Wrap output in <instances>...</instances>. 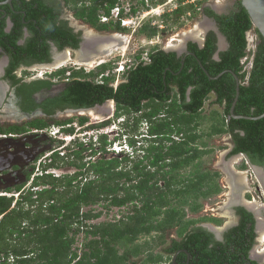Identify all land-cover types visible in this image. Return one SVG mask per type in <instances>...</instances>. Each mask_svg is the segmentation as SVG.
Segmentation results:
<instances>
[{"label": "trees", "instance_id": "16d2710c", "mask_svg": "<svg viewBox=\"0 0 264 264\" xmlns=\"http://www.w3.org/2000/svg\"><path fill=\"white\" fill-rule=\"evenodd\" d=\"M37 1L38 8L34 1L23 2L27 19L36 20L44 33H55L58 27L52 22V9L42 0ZM66 1L75 9L81 2H91L89 6L83 3L77 15L98 30L125 31L121 23L115 27L101 23V11L109 16L118 0ZM184 1L180 0L181 3ZM139 2L146 5V0ZM189 7L193 9L194 5ZM206 11L215 15L208 7ZM43 13H46L45 17ZM182 13H185L184 7L175 10L173 17ZM217 18L231 44L219 61L212 60L217 45L215 35L211 33L204 48L196 43L189 44L190 55L184 61L177 52L156 49L151 52L148 63H141L125 73L124 82L117 89L112 85L115 75H107L114 69L112 62L100 65L91 73L74 71V77L87 79H75L65 92L50 101L52 106L47 112L53 114L55 109L65 107L91 108L114 100L113 119L88 127L98 130L122 119L119 136L108 142L107 134H100L97 144L90 141L88 146L76 141L67 149V154L54 153L43 167V170L74 167L72 174L59 177L42 174L33 178V166L27 173V183L7 188L5 193L12 196L0 194V258L3 260L0 264H10L11 258L13 264H129L131 257L144 252L147 256L141 264H172L173 255L181 249L191 256L189 264H245L243 257L247 256L251 245L248 238L254 237L246 228L247 223H253L252 215L243 212V221L230 232L225 243L215 241L213 235L202 228L191 229L197 222L186 219V206L197 212L202 205L190 202L191 198H208L220 193L217 182L220 174L198 169L181 177L184 169L196 163L200 166L202 158L209 153L203 147L204 134L199 128L202 111L211 94L216 97L215 103L224 106V111L223 118L212 125L208 135L231 134L236 143L232 154L246 153L253 162L259 160L264 165V118L236 119L231 114L237 93L236 76L241 84L235 115L257 117L264 114V38L240 0L233 13ZM3 26L4 21L0 28L1 46L12 51L8 39L18 52L24 51L35 60L48 59L47 54L40 55L37 49L16 45L20 21L16 20L15 34V31L6 34ZM145 30L146 27L141 29ZM251 30L255 31L258 44L254 54L251 53L254 55L252 67L246 70L243 59L247 57V33ZM158 33L154 28L150 36ZM38 38L32 42L39 41ZM223 72L220 78L210 79ZM90 78L94 79L90 81ZM40 83L33 85L50 86L49 82ZM34 108L32 105L25 111L30 113ZM78 122L84 127L89 118L78 117ZM54 123L72 126L74 119ZM145 124L144 134L140 132V126ZM50 126L51 123L45 120L35 119L22 127H2L0 133H24ZM64 132L73 134L75 128H66ZM140 135L141 140H136L135 137ZM124 136L133 153L123 152L110 158L103 156L95 162L85 160L88 151L90 158L111 152L110 146ZM140 141L142 143L137 146ZM14 194H19L18 198ZM100 203L108 204V208L132 207L129 213L114 222L89 224L99 219L102 212L91 209L84 212L83 208ZM215 222L221 223L216 219ZM172 229H176L180 240L172 239L167 243L166 234ZM81 233L85 234V242L79 254L75 245ZM154 233L156 237L152 236ZM142 236L153 239L137 244ZM156 244L165 245L161 253L153 252ZM187 260V254L181 251L175 264H187Z\"/></svg>", "mask_w": 264, "mask_h": 264}, {"label": "flooded vegetation", "instance_id": "af4514ba", "mask_svg": "<svg viewBox=\"0 0 264 264\" xmlns=\"http://www.w3.org/2000/svg\"><path fill=\"white\" fill-rule=\"evenodd\" d=\"M33 1L35 2L34 3L35 8H38L40 5H38L39 2L37 0H0V28L2 27L4 21V26H3L4 32L6 34H11L12 32L15 31L14 32L15 34L17 32L15 29L16 20L20 21V25H21L19 28L20 35L19 38L17 39L16 45L24 48L32 47V49H37L40 55H45V54L48 55V59L46 60L43 61L35 60L28 53H25L24 51L18 52L15 49V47L12 44H10L11 41H9L8 39L6 41H8L7 44L9 43V47L11 48L12 51L7 50L5 47L0 45V121L5 123V125H0V128L6 126H12V125H18L22 127L26 123L35 119H41L49 123L52 122L54 123L55 121H57L56 118L58 115L64 112L67 113L68 110L73 109V108L65 107V109H55L53 114H49L47 112V109L51 108L52 106L50 101L54 100V98H57L58 96H60V94L65 92L69 87V85L75 79L78 80L87 79V78L74 77L73 73L74 71H81V70H84L85 72L88 71L87 73L92 72L86 68V65H90V60L92 62L95 58V55L101 54L100 50L97 47L98 39L107 37V36H98L94 34V32L87 30L90 27L93 30L95 29L98 30V29L92 26L85 19H82L77 15L78 11L81 10L83 3L84 4L86 3L87 6H89L91 2L89 1L81 2V3L79 2L80 4H78V9H75L73 4L72 3L68 4L66 0H42L44 5L52 9L53 12L52 22L56 25V27H58L55 33H52L57 38H59V40L58 39L56 40L55 39L56 37H54L52 34L44 33L43 28H41L37 24L36 20L27 19V12L25 10L26 4L23 2L32 3ZM137 1L139 3V8L144 6L140 4L139 0ZM149 2L150 0H148V3ZM237 2L234 4V6L231 9L227 11H222L209 5L208 8L212 9L215 13V15L213 16L207 13L206 11L207 6H206L202 12L203 15L207 18L206 20L209 22V23L206 22L207 27L205 28L206 30L209 28L210 29L209 32L204 36L203 42L202 41L198 42L196 39H188L189 41L187 42V45L183 53L180 55L178 53V57H182L184 61L185 57L190 55L189 44L191 42L196 43L200 48H204L209 35L213 33L216 39L217 51L213 55L212 60L219 61L221 59V54L229 50L231 44L228 40V37L222 31L217 16L223 17L233 13V11H235ZM102 14L103 11H101V15ZM42 15L45 17L46 13H43ZM71 18H73V20ZM79 22H83V24L85 25L79 24ZM101 23L109 24L112 27H115L117 25V23L114 21H108V22L101 21ZM212 23L215 24L213 25ZM33 27L36 28L38 32H35ZM106 31L120 32L117 31L116 29L106 30ZM44 34L46 36L43 37ZM221 37L224 38L226 41L225 48L222 47V43L224 41L222 40ZM37 38L40 42L39 41L32 42V40H35ZM111 38L112 36L109 37V39ZM88 41H91L89 43L92 46L91 47L92 52L83 54L84 48L85 46H87L86 44H88ZM36 42L37 43L39 42L37 48L35 47ZM121 42L122 43L119 42V44L124 46L123 44L124 41ZM94 47H97L94 49V52H96L95 55L93 52ZM111 49L114 50V48H112L111 46L108 48H104L103 49L104 53L102 52V54H105L106 58H108V55L111 56L110 53L112 51ZM116 50L118 49L116 48ZM247 50L249 49L247 48ZM62 60L64 62L66 61V63L63 66L56 69L53 68L56 67L57 63L63 62ZM76 61L84 62L83 64L86 65L81 66L78 63H76ZM42 66H45L48 69L50 68L53 69L51 70L50 75L46 76V78L43 77V74L39 76L38 74H34L33 72V70H37L38 67H42ZM62 70H65V72H63ZM93 79L94 78H90L89 80L92 81ZM34 82H41L40 85H42L43 82H47V83L49 82L50 86L45 85L41 87H36L35 85H33ZM28 85H30L31 87L28 88L27 87ZM111 104L113 107V102H111ZM32 105L35 107L32 112L28 113L27 111H25V108L31 107ZM79 109H90V108H79ZM34 113H40V115H37L32 120H22V121L16 120L9 122L10 120H14L13 115L34 114ZM35 131L37 130H30L24 133H13V134L0 133V135H7V137L0 138V168L2 169L11 166L8 169H4L0 172V184H3L6 189L12 188V186L14 184H17L18 181L25 180L26 182L28 180L27 173L33 170V166H31L32 163H34V161L38 157L42 156V152L45 149V147L41 143L42 139L43 138L49 139L50 142L54 141L53 138H50L47 134L35 132ZM231 142H232L231 155L243 156L246 163L245 165L250 166L249 164L250 163L252 164V166H250V169L251 170L253 169V171L254 169L258 171V174L261 178L260 183L263 188L262 192L264 193V165L261 164L259 160H257V162H253L250 159V156H248V154L246 153L232 154L236 146L233 136ZM225 166H227L231 170L233 168L232 165H230L229 163L224 164V169ZM233 171L230 172L233 174V179L235 177L234 174L239 176V174L244 173L243 171L241 173L237 170H235L234 172ZM225 172L227 175L230 176L229 172H227L226 170ZM235 182L236 181L234 180V182L230 183L232 188V197L230 198L228 203V205H230L228 206V208L230 207L228 210L230 211L225 213L229 216V218L222 216L223 219H225L226 221L228 220L226 225L222 227V223L219 224L215 222V219L219 220L218 218L210 217L209 219L212 220L209 221L205 220L208 222L200 224L199 226H197V229L202 228L208 231L210 234H212L215 241L225 243L230 232L234 228L240 226L241 222L243 221V212L244 211L248 212L249 214L252 215L253 223H247L246 228L248 234L253 232L254 237L252 240L251 237L248 238V243L251 242L250 243L251 245L247 256L243 257L245 258L244 263L264 264V240H262V237H264V233H261V230L262 232L264 230V207L260 209L256 201H251L254 200V198L250 197L251 195L249 194L250 192L249 190L246 191L245 194L239 193V189L233 190L232 186L236 184ZM237 184L241 185L240 188L245 187V189L248 186V182L247 185L244 182L239 183V181ZM16 186L18 185H15V187ZM238 195H241V197L238 198L237 200L234 197ZM259 217H262V219H260ZM233 219L236 222L232 225H229V223H233L232 222ZM205 224L208 226L205 227L204 226ZM173 239L180 240V238H178L177 235ZM181 251H184L187 254L188 256L187 264H189L191 256L186 250H182V249L177 251L176 254L173 255L172 264L176 263V259L179 256V254H181ZM135 258L136 257L134 256L131 257L129 264H137L136 261L135 262L131 261L132 259Z\"/></svg>", "mask_w": 264, "mask_h": 264}, {"label": "rangeland", "instance_id": "374dc122", "mask_svg": "<svg viewBox=\"0 0 264 264\" xmlns=\"http://www.w3.org/2000/svg\"><path fill=\"white\" fill-rule=\"evenodd\" d=\"M237 1L238 0H186V1L181 3L180 0H150V2H149L150 6L149 7L146 6V10L148 8H152V10H153L154 8L156 9L157 7H159L161 5H164L166 3H168V4L163 9H161L160 11L156 10L153 13L152 12L148 13L147 15H145L146 14L145 13L141 19L137 18L135 25L130 26L125 31H120V32L103 31L102 32V31H98L96 29L93 30L91 27L87 29L89 31L94 32V34H96L98 36H107V37L112 36V38L117 37L118 39H120V41H119L120 43H122L121 41H124V43H123L124 46L121 44L117 45L118 41L113 42V43H115V46H113L115 48V50H116V48L118 49V50H116V53H115V55H113V57L106 58L105 54H97V57H95V59L93 61H96L95 64H97L100 61H104L106 63H108V62L113 63L114 69L112 71L108 72L107 75H109V74L115 75V82L112 85L114 86V88L117 89V87L123 82L124 77H123V74H119L116 67H118L120 65H125V67H126L128 65V63L130 62V60L132 62H133V60H135L136 56L142 57V60H143L145 58V54L147 52H153V51H156V49H164V50H168V52H170L169 48L170 49L174 48V50L182 51L181 50L183 47L182 44L185 43V41L188 39H196L198 42H201V41L203 42V38H204L205 33H206L203 31V25L206 24V22H208L206 20L207 18L203 15V12H202L203 9L206 6L209 7V5H210L214 8L219 9V10L227 11V10L231 9ZM190 5H194V8L193 9L190 8L189 7ZM180 7H184L185 13H182V15H180V16L175 15L173 17V11L176 8H180ZM138 10L140 11L141 8H138ZM142 12L144 13L146 11H142ZM159 12H161V15H159ZM134 16H136V15H134ZM71 19L73 20V18H71ZM75 23H76V21H75ZM79 24H83V22H79ZM83 25H85V24H83ZM162 25L165 26L164 29L160 28ZM145 27H146V30L141 31V29L145 28ZM154 28H157V30L160 34V37H161L160 41L156 37L154 38V36H150V34ZM208 32L209 31H207V33ZM247 39L250 42V49L252 50V48L253 49L255 48V51H256L258 39H257V35H256L254 30H251L250 32L247 33ZM222 40L224 41V42L222 41L223 42L222 47L225 48V46H226L225 42L226 41L224 38H222ZM156 42H158V43L156 44ZM105 44H106V42L105 43L98 42V47H99L100 51H101L100 48L110 47L108 45L105 46ZM125 45H126V48H125ZM117 46H119V47H117ZM183 51L181 53H183ZM95 53H94V55H95ZM248 55H250V54H248ZM251 60H252V55L249 56V60L247 62H250ZM243 61L245 62V60H243ZM76 63L80 64L81 66L86 65V64H83L84 62H77L76 61ZM95 64H94V66L86 65V68L88 70L94 72L97 70V67L99 66V64H97V65H95ZM51 70H53V69L52 68L48 69L47 67L42 66V67H38L37 70H33V72H34V74H38L39 76L43 74V77L46 78V76L50 75ZM55 79H57V78H55ZM215 100H216L215 95L211 94L209 96L208 100L206 101L204 109H203L202 114H201V126L199 128V131L202 134H204V138L202 140L205 143V146H203L202 144H199V143L198 144H199V146H203L206 150H208L209 153L206 154L202 158L200 166H198L197 165L198 163H196L193 167H188V168L184 169V171L181 172V177L182 178L187 177V176L191 175V173H194V171H196L198 169L200 171H209L211 173L218 172L220 174V176L218 177L217 182L221 188V191L219 194L212 195L208 198L201 197L198 199H194V198L190 199V202L196 201L198 204L201 203V205H202V208L197 212L191 211L190 207L186 206V209H185L187 211L186 219L187 220H196V222H197L194 226L191 227V229L197 228V226H199L200 224L208 222V221H205L204 219H209L210 217L211 218H218L222 223V227H224V225H226V223L228 222V220L226 221L225 219L222 218V216L229 218L228 215L225 213L230 211V210H228L230 208V207L228 208V206H230V205H228V203H229L230 198L232 197V188L230 185L231 177L226 174L225 169H224V164H226V163H229L230 165H232L234 170H237L240 173L242 171L244 172V173L239 174V176L234 174V176H235L234 180L236 181L235 182L236 184L239 181V183L244 182L247 185V182H248V186L246 189H245V187L240 188L241 185L235 184L232 186L233 190L239 189V193H241V194H245V192L249 190L250 191L249 194L251 195L250 197L254 198V200H251V201H256V203L258 204V207L260 209L262 207H264V193L262 192L263 188H262V185L260 183L261 178L258 174V171L255 169H254V171H253V169L252 170L250 169V166H252L251 163L249 164L250 166L245 165L246 163H245V159L243 156L231 155L232 135L229 133L219 134V135H208L211 132L212 125L218 123V121L221 118H223L224 106L223 105L221 106V105L215 103L216 102ZM99 109H100V107L97 110H99ZM112 110L113 111L116 110V107L115 106L112 107ZM91 111H94L93 114H96V116L89 115V114H87L88 112H85V111H82L79 113H66V112H64V113L58 115L56 120L59 122H65V121H68L70 119H74V123L72 124L71 127H74L76 131L80 130V128H82V130L86 129V130H84V131H86V133H83L79 136L81 138H83L84 134H86V135L89 134L86 137H84L83 139H80V141H83L84 143L87 142V144L89 143L90 139H88V138L91 134L93 136L92 139L94 138V140H95V137L101 133L107 134L108 142L118 138L117 136H119L118 134L120 133V129L122 127V125H121L122 119H120V121L116 120L115 122H113L112 127H106V128L104 127L102 129L98 128V130L97 129H89L88 126L100 125L102 122L113 119V117H114L113 113L111 115L107 116V114L103 113V111L102 112L101 111H95V109L91 110ZM82 116L89 118L88 124L84 127H82L78 122V117H82ZM12 121H16V120H10L9 122H12ZM0 125H5V123L0 121ZM52 126H56V125L52 122L51 127ZM69 127H70V125L65 126V128H69ZM56 128H58V126H56ZM146 129H147L146 124L140 126V132L141 133H145ZM96 130L97 131L100 130V131L97 132ZM58 136H61V135H58ZM51 138H53V137H51ZM125 138L126 137L124 136L122 140H125ZM135 138H136V140H141V136H139L138 138L137 137H135ZM53 140H54L53 142H50L49 139H44V138L42 139L41 143L45 147L44 151L42 152V155L46 156L47 153L51 152V150H53L56 146L59 145V141L61 139H59L57 137V138H54ZM115 142H119L118 139ZM141 143H142V141H140V143H137V146H139ZM87 144L85 146H88ZM10 149H12V148H10ZM111 149L113 150L112 147H111ZM62 152H64V151L62 150ZM65 152H67V151H65ZM114 152L111 151V152L105 153L103 155L97 154L96 156H93L92 158H90L89 157L90 151H88L85 153V155L88 156L85 158V160L95 162L97 159H99L103 156H105L107 158L116 157L118 155V153L117 152L114 153ZM62 155H63V153L60 154V156H62ZM47 162H48V159H47ZM32 165H33V163H32ZM35 166H37V165L35 164ZM42 167H44V165ZM21 168H23V167H21ZM233 168H232V170H233ZM75 169L76 168H74V167L63 166V167H61V169L52 168L51 170H56V174H58L59 176H64L67 174H72V172H74ZM41 172H43V171H41ZM237 176H238V178H237ZM237 179H238V181H237ZM246 179H247V181H246ZM31 180L32 179H30V181ZM234 180H232V182H234ZM23 183H25V180L24 181H18L17 184H14L12 186V188L15 187V185H21ZM26 183H27V181H26ZM30 183L31 182L28 183L27 187L30 185ZM162 184H164V183L162 182ZM6 190L7 189L5 188V186L3 184H0V194L1 195L6 194L5 193ZM15 198H18V197H15ZM173 204L176 205L177 202H173ZM107 205L108 204H106V203H100V204L92 206V207L83 208L84 212H86L90 209L93 210L94 212H102V215L99 219L92 220L89 222V224H99L102 222H112V221L114 222L115 220H118L119 218H121L123 215L129 213L131 211V207H132V205H130L129 207H125V208H118V207L108 208V207H106ZM220 218H222V219H220ZM259 218L262 219V217H259ZM232 222L233 223H229V225L234 224L236 221L233 219ZM176 229H172L171 231H168V233L166 234L167 243H170L171 239L176 237ZM261 233H264V230H263V232L261 230ZM152 236L156 237L157 235L154 233ZM152 236H142L138 239V241L136 243L137 244H143L145 241H149L150 239H153ZM262 240H264V237H262ZM84 242H85V234L81 233L80 235L77 236V243L75 245V248L80 250L82 248ZM159 246H160V244L154 245L153 252L155 254L161 253V251L165 245L160 246V247ZM144 253L145 254H142V255L136 257L135 259H132L131 261L132 262L136 261L137 264L142 263V261L147 256L146 252H144ZM165 258H166V256H165Z\"/></svg>", "mask_w": 264, "mask_h": 264}, {"label": "clouds", "instance_id": "9594fccd", "mask_svg": "<svg viewBox=\"0 0 264 264\" xmlns=\"http://www.w3.org/2000/svg\"><path fill=\"white\" fill-rule=\"evenodd\" d=\"M129 2H130V5L132 6V9H131V13L130 14H126V12H125V8L124 7H122L121 6V0H118V2H117V4H116V6L112 9V11H111V14L108 16V15H101L100 17H101V21L102 22H108V21H103V17H109L110 18V20L109 21H114V22H116V23H121V26L122 27H124L125 29H127V28H129L130 26H132V25H135V23H136V19L138 18H142L143 17V15L145 14V13H148V12H152V11H160V10H158L157 8L155 9H153L152 10V8H148L147 10H146V6L147 7H149V5H147V3H148V0H146V5H144L143 7H141V10L139 11L138 10V8H139V3H138V1L137 0H128ZM137 2V3H136ZM122 7V9H121V12H120V15H119V17L118 18H115L114 16H113V12H114V9L116 8V7ZM162 6V5H161ZM165 7V6H164ZM164 7H162V9L164 8ZM134 9L136 10V12H134ZM178 8H176L175 10H177ZM174 10V11H175ZM142 11H146V12H142ZM173 11V12H174ZM163 14V13H162ZM134 15H136V16H134ZM159 15H161V12H159ZM125 18H134V21L129 25V26H125L124 24H123V19H125ZM163 26V27H162ZM160 28L161 29H164V25H162ZM159 34V33H158ZM157 38L159 41H160V34L159 35H157V36H154V38ZM257 39H258V37H257ZM158 41V42H159ZM158 42H156V44L158 43ZM250 48V42L248 41V49ZM256 48H257V46H256ZM164 50V49H163ZM169 50H174V48H172V49H170L169 48ZM164 51H166V52H168V50H164ZM170 52H172V51H170ZM174 52H177V50L176 51H174ZM254 52H255V50L254 51H249V50H247V56L249 57V56H251V53H253L254 54ZM150 54H151V52H147V56L145 55V58L142 60V57H140V56H136L135 57V60H133V62L130 60V62L128 63V65L125 67V70L124 71H122L121 73H119V74H123V77H124V75H125V73H127V71L128 70H130L132 67H135V66H137V65H139V64H141V63H148L149 61H150ZM177 54H178V52H177ZM248 54H250V55H248ZM149 59V60H148ZM245 59V58H244ZM243 59V60H244ZM253 59H254V55H252V61H253ZM104 63H106V62H104V61H100V62H98V64H99V66L100 65H102V64H104ZM98 66V67H99ZM119 67V66H118ZM118 67H116V68H118ZM125 78V77H124ZM123 82H124V79H123ZM109 102H113V105L116 107V103H115V101L114 100H108ZM107 102V101H106ZM113 106V107H114ZM115 111L116 110H112V112H113V114H115ZM57 126V125H56ZM56 126H50V127H48V128H46V129H42V130H50L51 128H56ZM65 126L66 125H62V126H58V128H61V130H60V132H59V135H61L62 133L63 134H65V135H69V136H72V138H70V139H61L60 141H59V145L58 146H56L53 150H51V152H49V153H47V157H46V159H45V162H44V164L42 163V166L43 165H45V164H47L49 161H50V159H51V156L52 155H54V153H56V152H58L59 154H61V153H63V155L65 154V153H67L68 152V148L70 147V146H72L73 145V143L74 142H76V141H78V140H80V139H83L84 137H86L87 135L86 134H84V137L83 138H81L79 135H81V134H83V133H86V131H84V130H86V129H83L82 130V128H80V130H75V132L73 133V134H67V133H65L64 132V129H66L65 128ZM71 127V126H70ZM69 127V128H70ZM110 127H112V126H110ZM37 131H40V130H37ZM97 131V130H96ZM61 133V134H60ZM44 134H47L50 138L52 137V136H50L49 135V133H47V132H44ZM101 134H104V133H101ZM145 134V133H144ZM100 134H98L96 137H95V140H94V138L92 139V134L89 136V138L88 139H90L89 140V142L90 141H92L94 144H97V142H98V136H99ZM119 135V134H118ZM141 136V135H140ZM53 139H54V137H53ZM119 142H114L113 144H112V146H110V149H111V147L113 148V150L111 149V151H115V152H117L118 154H120V153H123V152H125V153H128V154H130V153H133L132 152V148H131V146L129 145V143L128 142H126L125 140H122V139H120V140H118ZM122 141V142H121ZM124 141V142H123ZM80 142H83V141H80ZM85 144H87V142L85 143ZM89 144V143H88ZM87 144V145H88ZM118 148H120L119 149V151H117V149ZM62 150L64 151V152H62ZM65 151H67V152H65ZM114 152V153H115ZM62 155V156H63ZM41 157H44V155H42V156H40V157H38L35 161H34V163H33V165L32 166H34L35 167V170H34V174H33V178L35 177V176H37L36 174H37V172H36V166H35V164H36V162H37V160L38 159H40ZM47 159H48V162H47ZM41 166V170L43 171L42 172V174H50V175H53V176H56V177H59V175L58 174H55L56 173V170H51L52 168H48V169H46V170H43V167ZM41 174V175H42ZM32 178V179H33ZM8 194V193H7ZM7 196H12V194H9V195H7ZM16 197V196H15ZM81 250H82V248L79 250L78 249V253L79 254H81ZM80 251V252H79Z\"/></svg>", "mask_w": 264, "mask_h": 264}, {"label": "water", "instance_id": "95a60500", "mask_svg": "<svg viewBox=\"0 0 264 264\" xmlns=\"http://www.w3.org/2000/svg\"><path fill=\"white\" fill-rule=\"evenodd\" d=\"M242 5L245 7V9L248 11L249 13V16L253 22V25L254 27L260 32V34L263 36L264 38V0H240ZM10 2V1H9ZM213 25L215 23H212ZM210 29L208 28L205 32L207 33V31H209ZM205 33V35H206ZM185 41V40H184ZM189 40H186L185 43H183V47H182V51L185 49L186 45H187V42ZM170 51H176V50H170ZM182 51H177L180 54H182L181 52ZM114 52L116 53V50L114 49ZM113 57L112 55L109 56L108 55V58H111ZM225 72L219 74L217 77H211L210 76V79H218L220 78ZM236 76V75H235ZM236 79H237V87H236V99H235V102L231 108V114L234 118L236 119H239V118H244V119H249V120H259V119H262L264 118V114L260 115V116H257V117H247V116H238V115H235V106L237 104V101L239 99V95H240V80L239 78L236 76ZM110 102L107 101L105 102L103 105H97L95 106L94 108H90V109H71V110H68L67 113H79V112H82V111H85V112H88L89 110H93V109H98L99 107L102 108V107H106ZM113 112L110 111L108 112L109 115H111ZM37 115H40V113H34V114H16V115H13L14 116V120H18V121H22V120H32L34 119V117H36ZM107 115V116H109ZM9 167L11 166H8V167H5V168H0V172L4 169H8ZM205 227H207L208 225H204Z\"/></svg>", "mask_w": 264, "mask_h": 264}, {"label": "built area", "instance_id": "2783aa9c", "mask_svg": "<svg viewBox=\"0 0 264 264\" xmlns=\"http://www.w3.org/2000/svg\"><path fill=\"white\" fill-rule=\"evenodd\" d=\"M121 6L122 7H124L125 8V12H126V14H130L131 13V9H132V6L130 5V2L128 1V0H121ZM168 3H166V4H164V5H162V6H159L157 9L158 10H160V9H162V7H164V6H166ZM147 5H149V3H147ZM122 7H116L115 9H114V12H113V16L115 17V18H118L119 17V15H120V12H121V9H122ZM110 20V18L109 17H103V21H109ZM134 21V18H125V19H123V24L125 25V26H129L132 22ZM163 27V26H162ZM255 50V48L253 49L252 48V50L249 48V51H254ZM146 56H147V53L145 54ZM245 62L243 61V64L245 65V68L244 69H246V70H250L251 69V67H252V60L250 61V62H247L248 60H249V57L247 56V57H245ZM247 62V63H246ZM117 70H118V72L119 73H121L122 71H124L125 70V65H120L118 68H117ZM60 130H61V128H51L50 130H40V131H35V132H40V133H44V132H47V133H49V135L50 136H52V137H54V138H59V139H70V138H72V136H67V135H65V134H61V136H58L59 135V132H60ZM100 131V130H99ZM99 131H97V132H99ZM89 133V132H88ZM89 135V134H88ZM10 136H12V135H10ZM4 137H7V135H0V138H4ZM119 149L120 148H118L117 149V151H119ZM46 157L47 156H44V157H41L40 159H38L37 160V162H36V172H37V175H41L42 174V170H41V166H42V163H44L45 162V159H46ZM40 173V174H39ZM56 174V173H55ZM3 195H9V194H3ZM14 196H16V197H18L19 196V194H14ZM3 260L0 258V263L2 262ZM9 263L10 264H13L14 263V259L13 258H11L10 260H9Z\"/></svg>", "mask_w": 264, "mask_h": 264}, {"label": "bare ground", "instance_id": "6f19581e", "mask_svg": "<svg viewBox=\"0 0 264 264\" xmlns=\"http://www.w3.org/2000/svg\"><path fill=\"white\" fill-rule=\"evenodd\" d=\"M154 11H152V13H153ZM148 13H151V12H148ZM148 13H146L145 15H147ZM201 27V26H200ZM207 27V23L206 24H204L203 25V31L205 32L206 31V28ZM202 28V27H201ZM97 38H99V37H97ZM117 39V40H116ZM114 40V41H113ZM97 41V40H96ZM116 41H118V43H117V45H120L119 44V39L117 38V37H113V38H111V39H109V37H105V38H99L98 39V42H102V43H105L106 42V44H105V46L106 45H108V46H111L112 48H114L113 46H115V43H113V42H116ZM89 42H91V41H88V44H86L87 46H85V48H84V51H83V54L84 53H89V52H92V49H91V44L89 43ZM98 47V46H97ZM97 47H94L93 48V52H94V49L95 48H97ZM105 48V47H104ZM104 48H101V51H100V53L102 54V52H103V49ZM124 48V47H123ZM98 49H99V47H98ZM115 49V48H114ZM112 50V49H111ZM95 53V52H94ZM98 53V52H97ZM104 53V52H103ZM111 55L113 56V55H115V52H114V50H112L111 52ZM103 56V55H102ZM95 57H97V55L95 56ZM101 58V57H100ZM93 59V58H92ZM95 59V58H94ZM63 61V60H62ZM78 62V61H77ZM79 62H81V61H79ZM90 62H91V60H90ZM66 63V61L64 62H60V63H57V65H56V67H53V68H59V67H61V66H63L64 64ZM94 63H95V61H92L91 63H90V65L89 66H93L94 65ZM80 65V64H79ZM94 110V109H93ZM95 111H103V113H105V114H107V115H109L108 114V112H110V111H112V104H111V102L106 106V107H102V108H100L99 110H97V109H95ZM94 113V111H91V110H89L88 111V113L87 114H89V115H94V116H96V114H93ZM225 170L227 171V172H229V174H230V177H231V181L232 180H234L233 179V174L232 173H230L231 171H233V170H231L230 168H228L227 166H225ZM235 171V170H234ZM233 171V172H234ZM231 183V182H230ZM241 197V195H238V196H235L234 198H236L237 200H238V198H240ZM234 201V200H233ZM232 202V201H231ZM237 202V201H236ZM239 203V202H238ZM231 215V214H230ZM227 216V215H226ZM229 217V216H228Z\"/></svg>", "mask_w": 264, "mask_h": 264}]
</instances>
